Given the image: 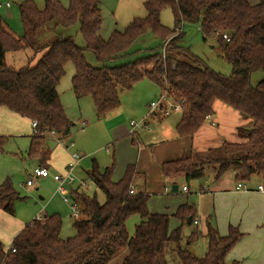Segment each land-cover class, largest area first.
<instances>
[{"label":"trees","instance_id":"16d2710c","mask_svg":"<svg viewBox=\"0 0 264 264\" xmlns=\"http://www.w3.org/2000/svg\"><path fill=\"white\" fill-rule=\"evenodd\" d=\"M143 6V17H133L107 38L100 35L99 0H69L67 6L59 0H43L41 8L32 0H24L18 5L20 36L0 23V106L36 121L27 154L38 157L39 166L47 168L51 154L46 144L48 132L53 130L57 139L70 133L73 123L57 91L70 62L74 68L71 90L77 99L92 98L97 117L116 109L121 92L146 77L173 102L183 99L175 125L177 136H192L213 114L215 100L250 118L248 127H237L244 140L221 142L222 156L194 160L189 154L163 161L160 167L165 178H182L188 184L211 167L214 181L231 171L235 182L258 176L264 183V77L256 84L250 80L253 71L264 73V0L255 4L248 0H143ZM164 8L173 15L172 29L160 21ZM49 23L62 28L77 23L84 47L62 32L40 44L39 36ZM184 23L198 24L204 40L215 39L220 56L231 66L230 74L215 71L194 54L183 52L184 47L178 44L182 31L174 33ZM146 30L162 40L174 34L163 55L152 52L109 67L92 66L85 59L84 52L89 50L100 63L113 60ZM23 49L33 55L41 51L35 64L14 67L6 62V52ZM5 140L0 134V151ZM113 168L112 157L110 165L100 169L93 163L86 172V178L104 194L102 202L84 189L69 188L68 195L78 209L72 221L74 235L60 237L62 221L57 213L33 218L12 237L7 248L0 242V264H112L115 258V264H227L228 253L243 236L236 226L229 225L227 234L220 235L206 222L204 232L195 226L184 234L183 227L196 218L193 202L178 205L171 214L151 212L149 194L134 185V165L128 164L118 180L111 178ZM20 198L9 178L0 182V210L13 215ZM131 215H138L139 220L129 234L126 220ZM172 217L178 224L170 229ZM201 237L206 248L202 255H196L188 246Z\"/></svg>","mask_w":264,"mask_h":264},{"label":"rangeland","instance_id":"374dc122","mask_svg":"<svg viewBox=\"0 0 264 264\" xmlns=\"http://www.w3.org/2000/svg\"><path fill=\"white\" fill-rule=\"evenodd\" d=\"M22 1L24 0H0V4H5L6 2L11 4L8 9L0 8V23L6 24L17 36H20L23 32L18 9V5ZM32 1L39 8L43 6V0ZM59 1L63 6H67L69 2V0ZM100 2L102 15V29L100 35L102 38H107L113 29L122 30L132 17H143L145 15L143 0H100ZM160 21L169 29L174 27L173 15L169 8L161 10ZM181 31L182 36L178 44L184 47V53L188 52L194 54L201 63H204L215 71L226 75L231 73V66L220 56V48L216 44L215 39L209 37L204 40L198 24L184 23ZM58 32H62L65 35H72L77 45L84 47L85 43L78 32L77 23L68 28L54 27L50 23L45 25L39 36V43L43 44L52 41ZM176 33H179V31H175L174 34ZM174 34L166 36L165 39L162 40L150 30H146L130 45L125 53L113 60L100 63L89 50H85L84 52L85 59L92 66L109 67L124 64L152 52H161L163 55L165 52L164 42ZM40 54L41 51L33 55L29 49L8 51L5 54V60L14 67H20L27 63L33 65L36 63ZM73 72L74 68L72 63H67L65 73L58 83L57 91L59 95H61L66 115L74 125L71 127L70 134L67 137H63L59 141L53 140V138H48L46 140L51 150L48 163L53 167L47 166L49 171L47 177L35 178L33 176L34 169L38 167L39 163L36 156L27 154L30 135L33 132L31 121L19 115L17 116V121L13 125L6 122L3 118H0V134L6 137L3 150L0 151V182L5 178H9L12 181L14 189L21 197L15 202V214L25 217L26 222H29L36 216L57 213L62 221L60 229V237L62 238L72 236L75 233L74 227L72 226L74 217L72 216V209L70 208L71 200L69 195H67L70 187L78 188V186H80L89 195H95L99 202L104 201V194L86 178V171L91 168L93 163L100 169H103L105 166L111 164L112 156H114L115 160L116 156L112 149V144L108 140L111 133L110 127L115 124V121L111 120L116 117H121L126 123L130 122V120H134L138 123L144 122L143 125L136 126V130L138 131L144 126L153 130L157 127L159 121L179 118L178 112H173L169 114V116L160 117V120L152 117L149 103L157 100L161 92L157 84L146 77L134 83L129 90L121 92L120 104L116 109L103 117H97L93 100L89 95L79 99L74 96L70 82ZM262 77H264V73L260 70L253 71L250 76L251 83L256 84ZM237 113L240 118L247 120L242 124H240L241 122L238 123L237 127H248L250 118L242 116L238 111ZM83 121L85 122L84 125H82ZM235 121L236 119L234 120L233 118H231L230 121L229 119L226 120L223 133L226 138H224V140L241 141L245 139L244 136L237 132V127L234 128ZM133 130L135 132V127ZM144 130L147 132L146 129ZM71 142L73 143L72 146H70ZM210 148L213 149L212 152L209 150L202 151L196 149L193 158L196 160H203L210 156L223 155L220 144H213ZM72 153L80 154L81 160L73 170L72 174L74 181L69 185H65L64 189L60 191L58 190L59 183L53 179L52 175L65 171L66 163L69 161ZM211 170V167L206 168L205 174L201 178L191 180L188 183L190 188L188 194V198H190L189 201H192L191 198L194 199L195 196L199 195V190L197 188L199 183H202L204 180L211 181ZM29 178L33 180L32 185H26L25 183ZM81 182H84V184H81ZM251 183L256 184V180L252 179ZM83 189L79 190L83 191ZM64 195H67L68 202L63 200ZM200 200L201 202H209V196L206 195ZM230 200L229 203L222 205V209L225 212H230L227 214L219 212V214L224 218L229 217L235 220L240 217L244 221H248V226L245 229L239 222L231 224L232 226H236L239 231L243 232L242 238L235 245L236 250L245 256L244 263L249 260L251 262H261L264 264V217L251 225L252 221L254 222L256 218L252 217L250 212L242 211L241 206H238L240 201L235 199ZM194 205L198 211V203L195 202ZM33 210H35V214L33 212V215H30L29 213ZM212 212L211 210V213ZM221 216L217 218L216 215L212 213L208 221L210 225L216 227L219 234H227L229 224L226 223ZM136 222L135 216H130L127 220L126 225L131 234L134 232ZM172 223L173 219H170V224L172 225ZM195 226V224L189 225V228L184 226L183 233L187 234L189 229ZM196 227L202 230L205 227V221L201 219L199 225ZM188 248L196 255H202L206 245L204 241L199 238L198 241L190 244ZM236 260L238 264H240V260ZM170 261L173 260L170 259ZM232 261V259L227 257V264H230ZM117 262V258L111 261L112 264Z\"/></svg>","mask_w":264,"mask_h":264},{"label":"crops","instance_id":"0c3cea01","mask_svg":"<svg viewBox=\"0 0 264 264\" xmlns=\"http://www.w3.org/2000/svg\"><path fill=\"white\" fill-rule=\"evenodd\" d=\"M248 1L251 4H255L259 0H248ZM10 6L11 4L9 5L0 4V8L8 9L10 8ZM100 7H101V2H100ZM101 29H102V25H101ZM59 96H60V101L62 103L61 95ZM212 108H213V114L210 115L204 121V123L200 126V128L192 136H183V137L177 136L175 132V125L179 120V118L174 120L159 121L157 127L154 128L153 130H151V128L144 126L142 128L140 127L141 130L137 131L136 130L137 127H135V132L133 134L129 132L130 130L129 122L126 123L121 119V117L113 118L111 121H115V124H113L110 127L111 133L109 135L110 138L108 139L112 144V149L114 150L116 156L114 160V168L112 171L111 178L112 180H118L123 175L126 166L128 164H133L137 172V175L134 178V185L136 186V188H139L149 194L148 208L151 212H165L171 214L175 211L178 205L186 201L193 202L194 204L195 202H197L198 211L197 208L195 207L196 208L195 219L197 220V223H193L192 225L195 224L196 226H198L200 220L202 219L205 221V227H206V222L209 223L208 219L211 218L212 213H214L217 218L221 216L219 212L227 214L230 211L225 212L222 209L223 208L222 205L225 203H229L231 201L230 199H235L240 201L238 206H241L243 212H250L252 217L256 218L254 222L252 221L251 223L252 225L255 222L259 221L262 217H264V193L255 190L257 184L261 183V180L258 176H252L248 181H246L249 190L235 189L236 182L233 179L232 172L225 173L222 177H220L218 180L215 181L204 180L202 183H199L197 185V188L199 190V195L195 196L194 199L191 198L192 201H189L190 199L188 198V194L190 191L189 184H186L182 178H177V179L165 178L162 175L160 165L163 161L173 160L189 154H192V157H194L196 149L207 151L208 148L213 146V144H221V142L224 141V138H226L223 133H224L225 122L227 119H229V121L231 120V118H233L234 120L236 119L234 128L237 127L238 123L241 122L240 124H242L247 121L245 119L240 118L236 110H232L233 109L232 107L226 105L220 100H215L212 104ZM173 112H177V111H173ZM177 114H179V112ZM151 115L152 117L158 120L161 119L160 117H164V115H161L159 112L154 113L153 111ZM17 116L19 115L0 106V118H3L4 120H6V122H9L10 124L14 125L18 119ZM28 121L30 120L28 119ZM144 129H146L147 132H145ZM47 135H48L47 139L53 138V140L57 141L56 134L48 133ZM112 157L114 159V156ZM37 160L39 163L38 157ZM48 165L51 166V164L49 163ZM35 178H41V177H35ZM252 179L256 180V184L251 183ZM173 184L178 185L177 191L170 190ZM184 185L187 187L186 191L182 190V186ZM79 189H83V188L78 186V190ZM206 195L209 196V202L206 201L201 202L200 199ZM211 210L213 211L212 213ZM33 212L35 214V210L30 212L29 214L33 215ZM44 215L45 214H43V216ZM131 216H135V220H137L138 222L139 220L138 215L137 216L131 215ZM221 217L224 218L223 216ZM171 219H173V223L171 225L169 222L170 229L174 228L178 224V220L176 218L172 217ZM127 220H126V224H127ZM224 220L229 225L234 224V222H239L243 225L244 229L247 228L248 226V221H244L240 217H238L235 220L226 217L224 218ZM26 223L27 222L25 217L18 216L15 214V212L13 215H10L0 210V242L3 243L5 248L9 246L12 237L20 229H22ZM185 227L189 228V225H185ZM205 227L202 230L201 229L200 230L204 232ZM127 231L129 234H131L128 228ZM220 235H224V234H220ZM201 239L205 243V239L202 237ZM235 245L228 253L227 257H229L232 260H236V259L240 260V264H262L261 262H254V261L251 262L249 260L244 263L245 256L236 250Z\"/></svg>","mask_w":264,"mask_h":264},{"label":"built area","instance_id":"2783aa9c","mask_svg":"<svg viewBox=\"0 0 264 264\" xmlns=\"http://www.w3.org/2000/svg\"><path fill=\"white\" fill-rule=\"evenodd\" d=\"M6 5H9V2L5 3ZM181 30V25L179 24L176 28V31H180ZM223 38H225L226 40H228V37L223 34ZM168 40V39H167ZM167 40L164 42V46L167 43ZM183 102V99H180L178 102H173L164 92H161L160 97L155 100V101H151L149 103L150 105V110L155 112H159L161 115H168L169 113L173 112V111H177L179 112L181 110V103ZM85 122H82V125H84ZM131 129H130V133L133 134L134 132V127L138 126V125H143L144 122L138 123L134 120H130L129 122ZM31 125L33 128V132H36V127H37V123L36 121H31ZM49 134H55L53 130H50L48 132ZM60 139H57V141H59ZM73 143H70V146H72ZM81 158V155L78 153H72L70 155V159L67 162L65 171L63 173H59V174H53L52 177L55 181H57L59 183L58 185V190L62 191L64 189L65 185L71 184L74 181V177H73V170L75 169L76 165L78 164L79 160ZM49 175V171L47 168L45 167H37L34 169L33 172V176L34 177H45ZM33 182V180H31L30 178L26 180V185H31ZM81 184H84V182H81ZM235 189L236 190H249L248 188V184L246 183V181H238L235 184ZM182 190L186 191L187 187L184 185L182 186ZM257 191H260L262 193H264V183H259L256 186ZM68 195V194H67ZM67 195L63 196V200L65 202H68V198ZM71 200V199H70ZM70 208L72 209V216H77L78 214V209H77V204L71 200V204H70ZM35 218L40 219V216H36ZM193 223H197V220L194 219ZM14 250V249H13Z\"/></svg>","mask_w":264,"mask_h":264},{"label":"water","instance_id":"95a60500","mask_svg":"<svg viewBox=\"0 0 264 264\" xmlns=\"http://www.w3.org/2000/svg\"><path fill=\"white\" fill-rule=\"evenodd\" d=\"M170 190H171V191H177V190H178V185H177V184H173V185L171 186V189H170ZM187 221L189 222L190 219L188 218Z\"/></svg>","mask_w":264,"mask_h":264}]
</instances>
